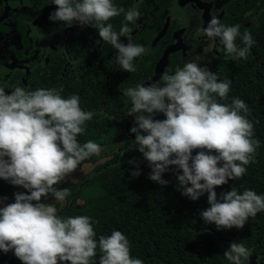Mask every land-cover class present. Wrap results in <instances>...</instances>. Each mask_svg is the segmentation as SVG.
I'll return each instance as SVG.
<instances>
[{
	"label": "clouds",
	"instance_id": "obj_1",
	"mask_svg": "<svg viewBox=\"0 0 264 264\" xmlns=\"http://www.w3.org/2000/svg\"><path fill=\"white\" fill-rule=\"evenodd\" d=\"M52 3L57 7L49 16L51 21L97 29L102 41L117 50V64L123 71L135 72L133 61L148 53L131 40L128 24H136L142 15L137 8L125 11L113 0ZM121 13L125 19L117 32L109 21ZM239 29L240 25L225 26L213 15L202 35L218 38L235 59H247L255 41L247 31L241 37ZM237 37L244 47L237 45ZM161 79L163 84L137 85L123 92L131 100L127 115H134L135 121L130 131L135 134L136 149L151 168L149 179L166 186L169 181L163 175L175 166L182 195L197 201L208 194L210 206L200 213L203 221L218 230L243 229L250 217L264 211V196L233 187L218 199L215 189L242 178L246 166L255 162L260 141L247 118L248 106L239 98L230 105L218 103L216 96L227 99L231 80H220L218 73L196 62L186 63L173 75L165 72ZM9 90L0 86V179L27 192L15 193L12 203H5L7 197L0 198V250L14 252L23 264H93L99 247V264H144L132 258L130 242L121 231L101 236L97 242L90 217L64 218L53 203L41 202L49 195L63 202L69 190L56 186L82 161L100 155V145L91 140L80 144L77 139L96 114L82 109L77 95L63 98L62 89ZM156 113L166 119H154ZM194 150H199L196 155ZM140 174L138 168L132 171L134 177ZM224 256L229 264H244L249 250L233 242Z\"/></svg>",
	"mask_w": 264,
	"mask_h": 264
},
{
	"label": "flooded vegetation",
	"instance_id": "obj_2",
	"mask_svg": "<svg viewBox=\"0 0 264 264\" xmlns=\"http://www.w3.org/2000/svg\"><path fill=\"white\" fill-rule=\"evenodd\" d=\"M113 3L125 11L135 7L142 14L136 24L129 22L128 26L132 42L149 51L133 61L137 70L132 73L119 68L117 50L102 41L97 29L51 21L49 16L57 7L52 0H0V86L8 93L23 87L31 91L62 89L63 98L77 95L82 109L96 114L92 118L95 126L104 130L99 144L126 146L135 144V134L127 131L134 126L135 116L127 115L132 105L123 95L125 89L149 83L156 76L159 78L153 83L163 84L165 72L173 75L188 62L218 72L221 62L233 58L218 38L202 35L211 16L225 26L240 25L241 37L250 32L255 41L252 53L264 50V0ZM124 19L121 13L109 21L114 31L119 32ZM121 40L127 43L126 37ZM236 43L245 46L240 37ZM89 95L97 98L94 105H89ZM256 262H260L259 256Z\"/></svg>",
	"mask_w": 264,
	"mask_h": 264
},
{
	"label": "trees",
	"instance_id": "obj_3",
	"mask_svg": "<svg viewBox=\"0 0 264 264\" xmlns=\"http://www.w3.org/2000/svg\"><path fill=\"white\" fill-rule=\"evenodd\" d=\"M214 73H218L220 80H231L227 99L216 96L217 102L230 105L234 98L243 100L249 108L247 118L254 124V137L260 141L255 162L246 166L242 178L218 186L217 197L233 187L239 192L253 190L264 196V50L256 49L255 53L249 50L247 59L233 57L221 62L219 71ZM87 100L89 105L97 102V98L90 95ZM156 119L164 120L166 116L156 113ZM95 125L93 119L86 122V131L78 136V142L91 140L104 148L99 156L82 161L95 164L85 177L56 186L69 190L64 208L57 212L59 216L90 217L97 242L101 236L121 231L130 242L132 258L141 259L144 264H229L224 253L233 242L242 243L249 250V259L244 264H251V255L259 256L260 262L256 264H264V211L255 218L250 217L243 229L218 230L200 215L210 206L207 193L197 201L182 195L175 166H170L163 175L169 181L166 186L150 180L151 168L136 149L137 145H122L116 149L112 144L101 145L104 130ZM197 151L194 150L193 155ZM137 168L141 174L134 177L132 171ZM0 180V198L14 199L15 193L27 192ZM60 205L61 202H56L57 207ZM101 255L98 247L93 264H99ZM0 264L23 262L14 252L0 250Z\"/></svg>",
	"mask_w": 264,
	"mask_h": 264
},
{
	"label": "rangeland",
	"instance_id": "obj_4",
	"mask_svg": "<svg viewBox=\"0 0 264 264\" xmlns=\"http://www.w3.org/2000/svg\"><path fill=\"white\" fill-rule=\"evenodd\" d=\"M122 145H112V147H114L115 149L117 147H121ZM104 147L101 148V151L103 150ZM108 146H105V149H107ZM101 153V152H100ZM95 164H84L83 162H81V164L78 166L77 170L72 173L70 176H68L63 182H61L59 185L68 183V182H76L78 181L80 178H83L86 176L87 173H89L93 168H94ZM13 198H8L7 201H5V203H12L13 202ZM43 203H53L57 212L62 210L65 206V202H61V205L59 207L56 206V201L55 198L52 197L51 195L48 196L47 198H42ZM3 205H0V207H2Z\"/></svg>",
	"mask_w": 264,
	"mask_h": 264
},
{
	"label": "water",
	"instance_id": "obj_5",
	"mask_svg": "<svg viewBox=\"0 0 264 264\" xmlns=\"http://www.w3.org/2000/svg\"><path fill=\"white\" fill-rule=\"evenodd\" d=\"M159 78V76H156V77H154V79L151 81V82H149V83H145V86H148L149 84H151V83H153L154 81H156L157 79ZM131 128L130 127H128V132L130 133L131 131ZM134 137V136H133ZM256 255H251V264H256Z\"/></svg>",
	"mask_w": 264,
	"mask_h": 264
}]
</instances>
